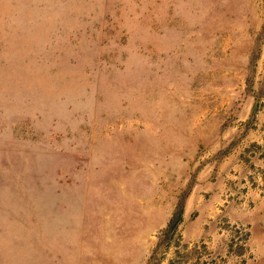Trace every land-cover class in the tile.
<instances>
[{
    "label": "rangeland",
    "instance_id": "374dc122",
    "mask_svg": "<svg viewBox=\"0 0 264 264\" xmlns=\"http://www.w3.org/2000/svg\"><path fill=\"white\" fill-rule=\"evenodd\" d=\"M261 196L264 0H0V264H264Z\"/></svg>",
    "mask_w": 264,
    "mask_h": 264
},
{
    "label": "trees",
    "instance_id": "16d2710c",
    "mask_svg": "<svg viewBox=\"0 0 264 264\" xmlns=\"http://www.w3.org/2000/svg\"><path fill=\"white\" fill-rule=\"evenodd\" d=\"M181 211H182L181 206L177 207V209L173 212L172 216L170 217L165 228L160 232L157 247L153 250V253L150 255L147 264H150L151 261L153 260L154 253H155L156 249L158 248V246H160L162 244L165 245L166 243H168L170 241L177 225L181 221Z\"/></svg>",
    "mask_w": 264,
    "mask_h": 264
},
{
    "label": "crops",
    "instance_id": "0c3cea01",
    "mask_svg": "<svg viewBox=\"0 0 264 264\" xmlns=\"http://www.w3.org/2000/svg\"><path fill=\"white\" fill-rule=\"evenodd\" d=\"M260 199L258 200L257 203L259 204H263L264 203V197H259ZM263 219H264V215H262ZM196 223L193 224V226L195 227ZM263 226H264V220H263ZM191 232V231H190Z\"/></svg>",
    "mask_w": 264,
    "mask_h": 264
}]
</instances>
